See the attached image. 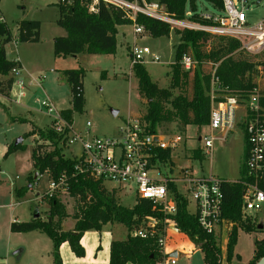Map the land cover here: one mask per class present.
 I'll return each instance as SVG.
<instances>
[{
	"label": "trees",
	"instance_id": "obj_1",
	"mask_svg": "<svg viewBox=\"0 0 264 264\" xmlns=\"http://www.w3.org/2000/svg\"><path fill=\"white\" fill-rule=\"evenodd\" d=\"M188 1L191 2L192 9L196 10L195 0H161L168 13L180 19L185 18ZM217 4L220 6L221 1L217 0ZM57 5L59 17L56 22L65 29L66 34L54 38L56 58L75 57L80 53L115 54L118 26L131 24L123 12L114 6L101 4L98 12H91L85 0H73L69 4H62L58 0ZM192 19L197 18L193 16ZM137 20L151 36L171 34L172 28L168 23L143 15H139ZM41 27L42 23L39 20H22L18 27V40L38 42ZM176 31L180 34V42L176 44V60L171 65L172 77L169 87H159L142 63L133 65L141 97L147 100L140 119L148 132H161L160 129L166 128V123L173 124L179 134L189 125L208 128L213 94L215 102L223 100L228 94L248 100L254 88H259V101L261 111L264 113V52L259 55L250 54L242 48L240 41L223 35L190 29ZM12 40L13 35L8 24L5 21L0 22V95L8 99L14 86L13 70L22 68L18 60L8 57L6 44ZM184 54L195 61L191 70H186L181 65ZM206 65H211V70L206 71ZM64 74L71 86L72 107L63 110V115L72 121L73 112H82L85 104L84 70L81 67L67 68ZM213 75L217 79L215 83ZM190 86L191 93L188 89ZM37 132L32 130L30 134L37 133L43 141L49 140L52 147L38 142L33 148L34 172L28 175L29 185L33 184L36 173L38 177L41 174H48L50 180L56 181L63 175L68 176L67 193L76 202L72 214L76 222L71 230L62 228L64 219L70 214L60 198V192H56L51 198H47L49 211L45 219L39 215L29 221L14 220L11 222L10 230L13 233L35 230L46 233L53 241L55 264H63L60 256L62 243L68 242L72 251L82 257L85 255V248L81 243L84 233L89 230H102L109 223L123 224L129 231L125 239H114L111 242L109 264H157L162 257L158 239L160 234L164 233L168 218L200 247L206 264H234L235 259H240V255L235 253L239 231L252 233L264 229L258 227L260 222L257 220V214H245L243 211L242 181L249 178L245 164L248 146L240 167V178L222 184L224 193L222 219L233 224L226 244V254L223 256L218 236L202 230L196 214L188 210L189 199L179 191L175 183L168 185L177 203L175 215H164L149 199L142 198L133 206H125L118 202L116 191L104 186L101 180L83 174L72 176L76 160L63 152V148L59 146L61 137L57 133L40 128ZM21 148H24L22 143L10 144L4 157ZM195 153L197 152L193 153L194 156L197 155ZM160 155L168 159L171 152L167 150ZM29 187L17 189V195L23 196ZM259 187L264 190V173L260 177ZM148 217H154L156 220L153 226L156 230L155 235L146 238L132 235V229L145 226ZM262 257L264 238L256 241L254 257L249 264H257Z\"/></svg>",
	"mask_w": 264,
	"mask_h": 264
},
{
	"label": "rangeland",
	"instance_id": "obj_2",
	"mask_svg": "<svg viewBox=\"0 0 264 264\" xmlns=\"http://www.w3.org/2000/svg\"><path fill=\"white\" fill-rule=\"evenodd\" d=\"M58 0H0V10L4 15L5 22L11 29L13 40L6 44L8 57L15 59L17 56L22 59L25 65L32 71L34 76L42 74L45 78L41 85H33L27 91V95L20 100L25 104H19L16 94L11 99L0 97V264H30L31 262H51L52 240L46 233H41L39 250L33 241L38 232L13 234L10 240V218L9 209L2 206L3 203L20 202L13 209L14 214L19 219L28 220L38 211L45 219L49 211L48 202L43 199H36L38 192H43L48 186V174H41L33 182V188L21 197L16 194V188L26 186L30 179L27 177L34 172L32 161V150L39 142L37 129L47 130L51 124V117L48 116L36 101L48 98L56 109L63 111L72 107L71 86L64 74L67 68L81 67L84 70L83 86L85 104L82 112H73L72 118L74 126L83 130L86 122L92 124L91 135L111 136L117 133L124 119L129 116L138 117L146 108L147 100L141 97L139 91L138 77L133 69L131 60V47L136 41L140 47H148L151 51L144 58L143 65L151 79L159 87L167 88L171 84V65L176 60V44L180 42V34L176 29L171 30L170 36L154 37L145 34L136 35L132 24L118 26L117 51L115 54H90L80 53L77 56L67 58H56L54 55V38L66 34L63 27L57 24L59 17ZM199 11L210 13H221L209 0H195ZM187 10H192V4L188 1ZM250 22H257L264 17V4L252 6L247 11ZM35 19L42 23L41 36L38 42L24 43L18 40V27L22 20ZM156 55L159 61H154L152 56ZM206 71L211 70V65H206ZM22 75H26L22 73ZM191 93V86L188 87ZM14 93L17 85H14ZM21 101V102H22ZM145 103V104H144ZM117 111L118 114H114ZM27 119V120H26ZM166 128H162L160 133L166 135L179 134L173 124L166 123ZM34 130V134H30ZM48 131V130H47ZM206 127L199 128L196 125L187 126L183 133L184 142L172 151V163L174 171L169 169L168 163L157 161L163 174L178 177L181 170L190 168L194 174H212L216 177L229 180L240 176V161L243 153V129L237 125L235 130L228 134L226 141H216L213 147V155H207L203 148V142L198 138L206 135ZM37 134V135H36ZM19 138H23V146L12 152L7 158L4 157V149L8 145L15 143ZM41 138V137H40ZM200 147L201 157L194 156V149ZM81 152L80 143L66 148L68 157L79 155ZM35 179V176H34ZM110 183V182H109ZM107 188L116 191L117 200L125 206H133L137 200V193L132 187L125 190L106 184ZM181 190L185 185L178 182ZM188 210L194 213L196 203L189 194ZM60 198L73 214L75 211V199L67 192H60ZM257 220H263L264 206L262 211L257 213ZM69 222L72 224L71 218ZM68 227V220L65 222ZM129 231L120 223H109L99 233L97 230H90L86 237L88 254L94 258L99 250V258L108 255V248L104 244L107 240L125 239ZM40 234V233H39ZM223 256L226 254L227 234L224 237L217 235ZM238 243L235 253L240 255V259H235L240 264H249L254 257L255 245L253 238H264V229L258 232L239 231ZM11 244L10 250L7 246ZM100 246V247H99ZM99 247V249H98ZM223 247H225L223 249ZM68 248V247H67ZM22 250V252H20ZM162 257L157 264H205L204 253L194 240L185 233H176L166 237V244L162 249ZM177 251V255L172 253ZM37 252L42 258H37ZM68 261H72L75 255L70 247L68 248ZM87 256V250L86 254ZM174 258L175 263L170 260ZM67 260V257L65 256ZM257 264H264V257L260 258Z\"/></svg>",
	"mask_w": 264,
	"mask_h": 264
},
{
	"label": "built area",
	"instance_id": "obj_3",
	"mask_svg": "<svg viewBox=\"0 0 264 264\" xmlns=\"http://www.w3.org/2000/svg\"><path fill=\"white\" fill-rule=\"evenodd\" d=\"M62 4H69L73 0H59ZM91 12H98L101 4L114 6L121 10L124 17L131 21L136 35L145 33V27L137 20L143 15L158 21L168 23L176 30L205 31L215 35H223L240 41L242 48L253 55L264 52V17L257 22H250L247 11L255 5L264 4V0H209L221 13L207 11L186 10L185 18H177L168 13L161 0H85ZM195 16L197 19H192ZM5 18L0 10V22ZM151 51L148 47H140L135 41L131 47L132 65L143 63L144 58ZM154 61H159L158 56H152ZM181 65L186 70H191L195 61L187 54L181 58ZM22 68L13 70L14 85L19 88L18 97L26 95L28 87L40 86L44 75H22ZM217 81L213 75V82ZM14 88V86H13ZM259 88H254L248 100H242L236 95L228 94L219 102L214 101L208 125V132L200 136L203 148L207 155H213V147L216 141H226L228 134L235 130L237 125L244 126L246 143L248 146L246 169L248 179L242 181L243 211L245 214H254L262 211L264 206V190L259 187V180L264 173V113L259 101ZM19 101V100H18ZM45 113L51 117V124L47 130H53L61 140L59 146L66 148L80 143L79 155L70 156L76 160L74 172L101 180L103 185L111 184L125 190L132 187L137 193V200L149 199L159 211L166 216L177 213V203L168 187L175 183L179 191L189 199V194L196 203L195 214L203 231L208 234L218 235L221 226L227 222L222 219L224 193L222 184L226 181L210 174L206 177L197 176L190 168L181 170L178 177L163 174L157 167V161L168 163L172 171L171 161L161 157V153L169 150L172 152L184 142L181 134L166 135L160 132H148L140 117L129 116L119 127L116 134L111 136L91 135L92 124L86 122L84 131L74 126L73 119L69 121L63 111L55 108L52 102L46 98L36 100ZM39 136V135H38ZM39 142L52 147L49 140L43 141L39 136ZM66 154V153H65ZM68 176L63 175L59 180H50L46 191L40 198H51L56 192H67ZM236 181V180H235ZM110 182V183H109ZM178 182L185 185L184 190L178 186ZM164 226V233L160 234L158 243L161 250L166 244L169 225L176 227L168 218ZM156 220L148 217L145 226L135 227L131 234L146 238L155 235ZM231 223V222H230ZM232 224V223H231ZM233 225V224H232ZM224 234H229L224 232ZM224 234L222 237H224ZM163 252V251H162ZM175 263V259L170 260Z\"/></svg>",
	"mask_w": 264,
	"mask_h": 264
},
{
	"label": "crops",
	"instance_id": "obj_4",
	"mask_svg": "<svg viewBox=\"0 0 264 264\" xmlns=\"http://www.w3.org/2000/svg\"><path fill=\"white\" fill-rule=\"evenodd\" d=\"M65 35V34H64ZM24 43H29V44H31V43H33V42H24ZM53 45H54V43H53ZM7 50V49H6ZM7 54H8V51H7ZM16 60H18L20 63H21V65H22V70H23V73L24 74H26V75H33L32 73H30V72H32L26 65H25V63L22 61V59H20V57L19 56H17V58H16ZM32 86H30V87H28V89H26V95H27V91L28 90H30V88H31ZM18 92H19V88L17 87V91H15V93H14V90H12V93H11V96L13 95V94H16V97H17V99H16V101L17 100H19L18 101V103L19 104H24L23 103V101L22 100H20L21 99V97L19 98L17 95H18ZM25 95V96H26ZM0 97L2 98V99H8V98H5V97H3V96H1L0 95ZM9 99H11V97L9 98ZM1 100V99H0ZM22 101V102H21ZM25 105V104H24ZM117 114H118V112H117ZM138 117H140V116H138ZM126 119V118H125ZM125 119H124V121H125ZM27 120V119H26ZM240 126L242 127V129H243V153H242V160H243V158H244V154H245V152H246V149H247V143H246V138H245V133H244V126H242L241 124H240ZM207 128V127H206ZM208 129V128H207ZM37 135V134H36ZM199 140H200V137L198 138ZM201 141V140H200ZM9 146V145H8ZM7 149H8V147H7ZM7 149L5 148L4 149V151L6 150L7 151ZM5 151V152H6ZM194 152H197V153H195V154H197L196 156H199V157H201V151H203L200 147H198V148H196V149H194L193 150ZM5 152H4V154H5ZM172 152H171V155H170V158H169V160L171 161V163H172ZM5 158H7V157H5ZM242 160L240 161V167H241V164H242ZM173 164V163H172ZM173 166V169H172V171H174V165H172ZM32 168H33V166H32ZM210 174H212V172H209L208 174H202L201 176H204V177H206V176H208V175H210ZM39 177L38 176H35V180L34 181H36L37 179H38ZM240 178V176L238 177V178H236V179H229V181H235V180H238ZM27 180H28V177H27ZM27 186H30L29 188L31 189V188H33V184L32 185H27ZM21 187H25V186H21ZM21 187H18V188H16V194H17V189H19V188H21ZM48 187V186H47ZM47 187H46V189H47ZM46 189L43 191V192H38L37 193V196H36V199H38V200H41V199H43L44 200V202H45V200L47 201V199L46 198H40V196L46 191ZM62 200V199H61ZM62 202H63V200H62ZM20 202H12V203H10V204H8V203H3V204H1L2 206H5V207H7L9 210V218H10V225H11V222L12 221H14V220H17V221H29V220H31L33 217H35V215H36V213H38V212H36L35 213V215L34 216H32L30 219H28V220H24V219H19L18 217H16V216H18L17 214L15 215L14 214V212H13V209H14V207L16 206V205H18ZM66 209H67V207H66ZM67 211H68V209H67ZM191 212V211H190ZM68 213L70 214L66 219H64V221H63V223H62V228L64 229V230H71V229H73V227H74V225H75V222H76V220L73 218V216H72V214L68 211ZM192 213V212H191ZM195 213V212H194ZM69 218H71V220L73 221L72 222V224L69 222ZM68 220V227L66 228L65 227V222ZM227 221V220H226ZM261 222L260 223H263V220H260ZM106 226V225H105ZM104 226V227H105ZM103 227V228H104ZM263 227H264V223H263ZM102 228V229H103ZM177 227H174L173 225H169V230H168V235H170V237H171V235H175L176 236V233H182L178 228L176 229ZM231 228H232V224L229 222V221H227V222H225L222 226H221V229H220V231H219V236H222L223 234H224V232H226L227 231V233L228 234H230V231H231ZM261 231V230H260ZM32 232H38L35 236H33L34 237V239H33V241L35 242V244H37V248L39 249V250H42L41 249V247H40V240H41V233H44V232H42V231H39V230H35V231H30V232H27V233H32ZM90 232V230L89 231H86L85 233H84V235L82 236V238H81V243H82V245L84 246V248H85V254H86V250H87V256L86 255H84V256H82V257H79V256H77L73 251H72V253L75 255V258L74 259H72V261H68V258H70V256H69V252H68V248L70 247V249H71V246H70V244L68 243V242H64V243H62V245H61V247H60V256H61V259H62V263L63 264H109V262H110V249H111V242L114 240V239H112V240H107L105 243H102V242H100L99 244H104L105 245V247L106 248H108V255H106L105 257L103 256L102 258H99V250L96 252V255H94V258H91L90 256H89V254H88V245H86V243L85 242H87L86 241V237H87V235H88V233ZM99 233H101V230H99L98 231ZM9 233H11L10 234V240L9 241H11V237H12V235L13 234H17V233H13L11 230H10V232ZM13 233V234H12ZM40 233V234H39ZM255 233V232H254ZM239 238V237H238ZM262 239V238H261ZM52 240V239H51ZM227 240H228V238H227ZM257 240H260L259 238H253V243H254V245L256 246V241ZM237 243H238V240H237ZM226 244H227V241H226ZM197 246V245H196ZM68 247V248H67ZM100 247V246H99ZM99 247H98V249H99ZM226 247V246H225ZM225 247H223V249L225 248ZM236 247V246H235ZM256 248V247H255ZM10 249H13V248H11V244H9L8 246H7V250H10ZM236 249V248H235ZM72 250V249H71ZM20 252H22V250L20 251ZM51 254H52V259H51V262H31L30 264H55L54 263V257H53V241H52V251H51ZM178 253H177V251H174L173 253H172V255L173 256H176ZM65 256L67 257V260L65 259ZM37 258H42L41 257V253H39V252H37ZM233 263L234 264H240L239 262H237L236 260H234L233 261ZM130 264V263H129ZM206 264V263H205Z\"/></svg>",
	"mask_w": 264,
	"mask_h": 264
},
{
	"label": "water",
	"instance_id": "obj_5",
	"mask_svg": "<svg viewBox=\"0 0 264 264\" xmlns=\"http://www.w3.org/2000/svg\"><path fill=\"white\" fill-rule=\"evenodd\" d=\"M113 113L116 115V114H117V111H114V110H113ZM22 142H23V138H19V139L15 142V144L17 145V144L22 143ZM35 176H38L37 173H36ZM39 215H40L39 213H36L35 217H39ZM258 227H259L260 229L263 228V223H260ZM176 229H177V228H176Z\"/></svg>",
	"mask_w": 264,
	"mask_h": 264
}]
</instances>
